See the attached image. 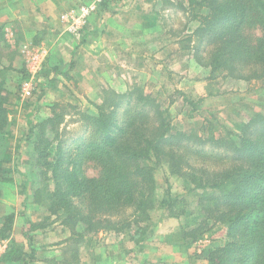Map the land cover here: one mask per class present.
Instances as JSON below:
<instances>
[{"label":"trees","instance_id":"16d2710c","mask_svg":"<svg viewBox=\"0 0 264 264\" xmlns=\"http://www.w3.org/2000/svg\"><path fill=\"white\" fill-rule=\"evenodd\" d=\"M201 2L206 11L197 16L199 24L192 37L206 50L196 55L197 63L209 68L211 76L219 71L242 81L264 80V0ZM10 49L0 26V153L10 124L1 75L16 70L6 63ZM18 71L17 87L26 77L25 69ZM109 91L110 95L96 105V112H80L86 136L75 139L74 152L63 149L58 131L67 104L56 102L39 122L27 121L31 127L26 139L37 153L35 165L42 166L38 169L41 176L54 182L52 189L49 185L36 187L35 201H46L50 214L60 219L70 235L85 237L125 229L149 216L155 205L154 170L149 161L164 159L171 172L186 177L188 191L201 190L196 194L206 221L226 226L227 239L209 251L208 264H264V113H252L237 126V132L214 131L205 124L199 131L174 132L170 116L152 95L137 87L124 93ZM209 95L207 92L203 97ZM55 140L54 150L50 147ZM206 145L210 151L204 150ZM215 149L223 153H214ZM195 156L200 166L192 163ZM209 159L220 161V166L208 165ZM5 163L0 158V182H12L13 171ZM90 164L95 175L86 173ZM160 205L167 216L176 218L183 214L186 199L167 193ZM14 216L12 212L0 217L1 239L9 237ZM25 222L28 250L11 239L0 263L30 264L37 260L30 233L42 223ZM186 232L192 236L196 229Z\"/></svg>","mask_w":264,"mask_h":264},{"label":"rangeland","instance_id":"374dc122","mask_svg":"<svg viewBox=\"0 0 264 264\" xmlns=\"http://www.w3.org/2000/svg\"><path fill=\"white\" fill-rule=\"evenodd\" d=\"M86 1L88 0H78L69 6L74 7ZM153 1L170 9L168 31L172 36H177V40L161 42L165 46L161 51L156 50L160 43L152 42L146 58L138 56L133 58L135 74L131 76V73L124 72L125 79L128 78L124 90L117 91L107 86L97 89L94 91L95 94L90 93L91 98L87 96L80 98L83 102L76 97L74 98L78 101H72L73 98L67 99V95L61 98L60 94L54 93L53 98L47 99L48 101L44 103L40 88L43 67L34 94L23 100L18 97L16 81L21 76L18 70L25 69L24 50L28 46L41 43L34 41L39 39L37 34V37L31 38L28 26L17 24L19 17H15L16 12L12 14L13 18L8 20L5 11L0 9V26L8 44L11 45V49L6 52L8 57L6 63H11L16 69L3 71L1 75L5 82L4 94L10 124L2 141L0 158L6 161L5 167L13 171L14 179L12 182H0V217L12 212L15 216L9 237L0 238V243L2 241L9 243L13 239L28 250L24 235L25 229L28 228L26 219L42 223L40 228L30 233L33 245L52 247L50 249L52 254L48 259L55 262L57 257L56 261L59 264H80L81 261L91 260L97 262L99 257L97 253L103 249L106 255L103 264L111 261H117L115 264H119L118 260H122L123 264H208L209 251L226 241L225 224L213 220L206 221V214L199 204V194H196L201 190L195 193L188 191L186 177L171 172L168 162L164 159L149 161L155 178V205L149 216L143 221L131 222L125 229L104 230L85 237L70 235L69 229L60 224V219H55V215L50 214L51 210L46 201L39 203L33 198V190L36 187L49 185L52 189L54 182L41 176L38 169L42 170V166L35 165L34 157L37 153L33 151L32 142L26 139L31 127L27 121L39 122L50 114V107L56 102L68 105L64 122L58 127V131L59 137L64 140L63 149H70L73 152V147L76 146L75 139L86 136L80 112H96V105L101 104L108 93L110 95L109 90L124 93L137 87L144 93L152 95L170 116L174 132L199 131L204 124L214 131L231 129L237 132V126L247 121L252 113H264V80L242 81L219 71L211 76L209 68L197 63L196 55L206 50L205 45L198 46L194 35L192 37L194 29L199 24L197 16L206 11L201 0ZM66 9L57 12L58 22L63 31L66 30L59 16ZM27 20L29 21V17ZM188 36H191L190 40L181 41ZM207 92L211 95L203 97ZM56 143L57 140L50 148L55 150ZM204 150L210 151V146L206 145ZM213 151L223 153L222 149ZM211 160H208L210 166L220 164V161L209 162ZM191 161L196 166L201 164L196 156ZM181 169L185 170L186 167L181 165ZM86 173L96 174L92 164L86 167ZM43 193L45 194V191ZM167 193L186 199L181 216L176 218L167 216V211L160 205V201ZM80 229L77 228L78 231ZM191 229H196V232L189 236L186 231Z\"/></svg>","mask_w":264,"mask_h":264},{"label":"crops","instance_id":"0c3cea01","mask_svg":"<svg viewBox=\"0 0 264 264\" xmlns=\"http://www.w3.org/2000/svg\"><path fill=\"white\" fill-rule=\"evenodd\" d=\"M75 1L78 0H0L5 17L10 20L16 12L17 24L28 26L32 34L31 37L29 33V37L38 35V43L48 49L43 74L38 76L44 103L53 98L54 93L78 101L86 96L91 98L90 93L107 86L122 91L128 82L124 72L135 74L133 58H146L152 42L160 43L156 50L161 51L165 48L161 42L177 40V36L168 31L170 9L153 0H105L89 17L82 33L73 36L60 28L57 12L71 7L69 5ZM36 30L41 31L40 34ZM101 247L103 249V245ZM51 248L37 245V260L30 264H59L57 257L55 262L48 259ZM104 251H98L97 262L81 261L80 264H103ZM118 262L123 264L122 260ZM16 263L19 262L0 264Z\"/></svg>","mask_w":264,"mask_h":264},{"label":"built area","instance_id":"2783aa9c","mask_svg":"<svg viewBox=\"0 0 264 264\" xmlns=\"http://www.w3.org/2000/svg\"><path fill=\"white\" fill-rule=\"evenodd\" d=\"M104 0H88L77 6L69 7L59 16L60 22L64 25L66 32L73 36L82 33L87 25L89 17L96 12ZM48 50L40 45H31L24 50V68L26 77L19 83L17 94L23 100L31 97L37 89L39 73L47 59ZM8 243H0V254L4 252Z\"/></svg>","mask_w":264,"mask_h":264}]
</instances>
